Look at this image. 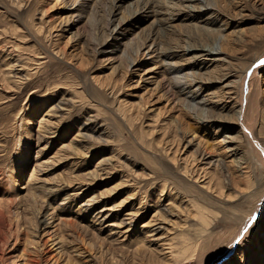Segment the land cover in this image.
Masks as SVG:
<instances>
[{
    "label": "rangeland",
    "instance_id": "374dc122",
    "mask_svg": "<svg viewBox=\"0 0 264 264\" xmlns=\"http://www.w3.org/2000/svg\"><path fill=\"white\" fill-rule=\"evenodd\" d=\"M0 264H264V0H0Z\"/></svg>",
    "mask_w": 264,
    "mask_h": 264
},
{
    "label": "bare ground",
    "instance_id": "6f19581e",
    "mask_svg": "<svg viewBox=\"0 0 264 264\" xmlns=\"http://www.w3.org/2000/svg\"><path fill=\"white\" fill-rule=\"evenodd\" d=\"M191 48V47H190ZM194 47H192V49H193ZM188 49V48H187ZM187 49H185L184 50V54L185 55H189L190 54V51L191 50H187ZM198 49V48H197ZM194 50V49H193ZM202 50H204L203 48H202ZM214 50V51H213ZM174 52V51H173ZM204 53H205V56H209V55H212V54H214V57L212 58V60H211V62H216V61H219L220 59L219 58H217L218 56H219V49L217 50H215V49H210V50H205V51H203ZM164 55V57H165V55H166V58H170L171 57V54L170 55H167V52H166V54H163ZM200 55V54H199ZM172 57H174V56H172ZM177 57V56H176ZM200 59V58H199ZM203 59V58H202ZM208 59V58H207ZM175 65V64H174ZM166 66H169V68L168 69H170V72L173 74V73H175V71L173 72V69L171 68V67H173L172 65H166ZM175 67V66H174ZM172 69V70H171ZM168 72V71H167ZM170 74V73H169ZM193 77V76H192ZM172 78V77H171ZM174 79H175V81L174 82H172V85H173V87H180V86H186V87H188V86H190L191 85V83L193 82V80L192 81H189V80H186V82L185 81H182V77L180 78L179 76H177L176 74H175V76H174ZM195 79V78H194ZM188 88H190V87H188ZM180 90H182V89H180ZM181 92V91H180ZM181 94H183V96H184V98L182 99V102L183 103H185V104H189V103H191V100L189 99V96L187 95V94H184V93H181ZM195 98V97H194ZM195 103V102H194ZM199 103H205V101H200ZM198 105V104H197ZM206 105V104H205ZM199 107V106H198ZM199 109H201V110H203V111H206V109L207 108H204V107H200ZM200 110V112H203V111H201ZM210 110V109H209ZM198 111V110H197ZM196 112V111H195ZM199 112V111H198ZM192 113V112H191ZM198 114V113H197ZM202 114V113H201ZM196 115V114H195ZM242 116V115H241ZM197 117V116H196ZM242 118V117H241ZM200 120H202V121H206L207 120V117L204 115L202 118H199ZM242 120V119H241ZM241 122V121H240ZM243 122V121H242ZM242 122H241V124H242ZM207 124V123H206ZM242 127H244L243 125H242ZM244 129V128H243ZM246 129V128H245ZM245 131V130H244ZM247 134H249V133H247ZM250 135V134H249ZM251 136V135H250ZM252 137V136H251ZM254 139V138H253ZM253 141H255V140H253ZM256 142V141H255ZM255 146H257V143L255 144ZM250 212H252V211H250ZM245 220V219H244ZM232 223V222H231ZM251 225H252V223H250ZM250 226V225H249ZM249 226H247V227H249ZM250 228V227H249ZM248 228V229H249ZM249 232V231H248ZM241 235V234H240ZM60 243V242H59Z\"/></svg>",
    "mask_w": 264,
    "mask_h": 264
}]
</instances>
